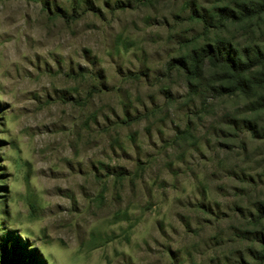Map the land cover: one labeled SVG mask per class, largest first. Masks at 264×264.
I'll return each mask as SVG.
<instances>
[{
  "label": "rangeland",
  "instance_id": "374dc122",
  "mask_svg": "<svg viewBox=\"0 0 264 264\" xmlns=\"http://www.w3.org/2000/svg\"><path fill=\"white\" fill-rule=\"evenodd\" d=\"M257 3L0 0V239L40 264H258L264 64L250 96L168 68L263 47L264 13L218 21Z\"/></svg>",
  "mask_w": 264,
  "mask_h": 264
},
{
  "label": "trees",
  "instance_id": "16d2710c",
  "mask_svg": "<svg viewBox=\"0 0 264 264\" xmlns=\"http://www.w3.org/2000/svg\"><path fill=\"white\" fill-rule=\"evenodd\" d=\"M239 6V5H238ZM240 13L233 10L222 8L218 11V21L232 20L238 21L253 15L264 13V0H258L253 6L243 4ZM191 18L199 19L202 22L203 31L206 32L212 23L204 14L196 11L191 12ZM219 69L221 77L226 79V85L218 86L217 91L221 93L233 94L241 93L244 96H250L256 93L253 84L257 82L256 77L250 76L249 72L255 66L264 64V46L256 47L251 53H241L235 51L231 44L220 39H214L211 42H205L198 48L193 49L188 57H176L168 63V68L181 69L187 78L190 87L193 80L198 79L201 68L204 64ZM141 115H136L128 121L139 120ZM250 132H255V126L248 125ZM264 219V207L257 211V214L250 220L253 225L260 224ZM259 242L262 247L256 258L258 264H264V233L259 236ZM0 264H40L38 254L34 249H23L22 243L18 238L0 239Z\"/></svg>",
  "mask_w": 264,
  "mask_h": 264
}]
</instances>
